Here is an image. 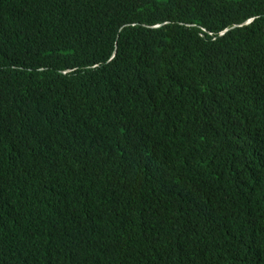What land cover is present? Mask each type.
<instances>
[{
	"label": "trees",
	"instance_id": "16d2710c",
	"mask_svg": "<svg viewBox=\"0 0 264 264\" xmlns=\"http://www.w3.org/2000/svg\"><path fill=\"white\" fill-rule=\"evenodd\" d=\"M0 264H264V0H0Z\"/></svg>",
	"mask_w": 264,
	"mask_h": 264
},
{
	"label": "water",
	"instance_id": "95a60500",
	"mask_svg": "<svg viewBox=\"0 0 264 264\" xmlns=\"http://www.w3.org/2000/svg\"><path fill=\"white\" fill-rule=\"evenodd\" d=\"M226 30L222 31L221 34H223Z\"/></svg>",
	"mask_w": 264,
	"mask_h": 264
}]
</instances>
